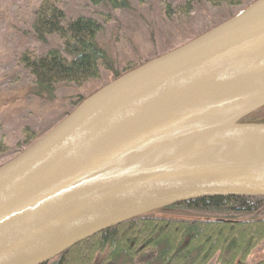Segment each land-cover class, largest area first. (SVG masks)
I'll use <instances>...</instances> for the list:
<instances>
[{
    "label": "water",
    "instance_id": "1",
    "mask_svg": "<svg viewBox=\"0 0 264 264\" xmlns=\"http://www.w3.org/2000/svg\"><path fill=\"white\" fill-rule=\"evenodd\" d=\"M264 0L123 74L0 166V264H46L125 221L264 197Z\"/></svg>",
    "mask_w": 264,
    "mask_h": 264
},
{
    "label": "trees",
    "instance_id": "2",
    "mask_svg": "<svg viewBox=\"0 0 264 264\" xmlns=\"http://www.w3.org/2000/svg\"><path fill=\"white\" fill-rule=\"evenodd\" d=\"M247 1L242 7L243 0H185L173 8L166 5L164 14L169 18H189L194 8L203 4L216 9L242 7L230 15V19L256 0ZM58 2H39L30 32L44 45L49 37L55 36L60 46L49 48L41 55L25 49L18 57V63L33 80V95L37 98L52 101L59 85L81 87L99 80L102 69L113 75L112 82L147 62L128 63L117 71L98 42L102 25L90 17L68 19ZM94 3L113 10L129 7L128 0H94ZM239 123H264V107ZM22 137L23 147L18 154L40 138L28 127L23 128ZM9 152L10 147L0 139V156ZM263 250L264 197L202 198L156 210L106 229L46 264H264V257L258 259ZM252 254L257 255L253 258L258 260L248 262Z\"/></svg>",
    "mask_w": 264,
    "mask_h": 264
},
{
    "label": "rangeland",
    "instance_id": "3",
    "mask_svg": "<svg viewBox=\"0 0 264 264\" xmlns=\"http://www.w3.org/2000/svg\"><path fill=\"white\" fill-rule=\"evenodd\" d=\"M41 0H0V139L10 152L0 156V166L13 159L23 147L22 130L28 127L39 138L62 121L75 104L110 82L113 75L101 70V78L81 87L59 85L55 99L44 101L33 95L30 75L18 63L25 50L41 55L60 46L57 37L47 44L37 42L31 34L34 12ZM68 19L90 17L102 25L98 42L114 62L117 71L128 63H143L167 53L188 40L207 32L240 8L195 7L189 18L166 17L165 6L172 8L185 0H128L127 9L113 10L94 0H58ZM261 257H264V250ZM255 254V253H254ZM254 254L248 262L259 256ZM254 256V258H253ZM215 264V263H211Z\"/></svg>",
    "mask_w": 264,
    "mask_h": 264
}]
</instances>
